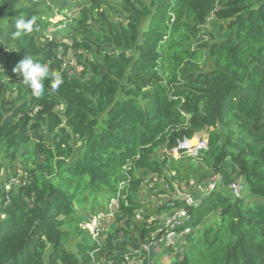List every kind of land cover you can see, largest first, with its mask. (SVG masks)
<instances>
[{
    "label": "trees",
    "instance_id": "1",
    "mask_svg": "<svg viewBox=\"0 0 264 264\" xmlns=\"http://www.w3.org/2000/svg\"><path fill=\"white\" fill-rule=\"evenodd\" d=\"M118 2L88 0L67 43L47 33V0H0V264H125L153 229L133 223L141 180L167 168L242 178L256 201L228 189L205 197L189 209L184 251L151 264H264V0ZM33 16L34 30L14 37L15 21ZM26 54L63 84L45 80L34 96L13 71ZM201 132L209 147L199 157L162 155ZM119 192L129 206L106 238L83 234L89 202Z\"/></svg>",
    "mask_w": 264,
    "mask_h": 264
},
{
    "label": "built area",
    "instance_id": "2",
    "mask_svg": "<svg viewBox=\"0 0 264 264\" xmlns=\"http://www.w3.org/2000/svg\"><path fill=\"white\" fill-rule=\"evenodd\" d=\"M214 20L213 14L208 18L207 25ZM49 33L51 34V32ZM193 139H196V143L191 145L190 142ZM193 139L184 138L178 141V145L172 149L165 147L162 150V155L175 161L184 157H199L202 151L208 150L209 136L206 133L195 136ZM168 172L167 169L163 172H153L141 180L142 192L146 190L152 199L160 196L161 192H167L169 196L167 202H152V212L148 214L145 209L149 202H144V200L141 202V209L134 212V224L140 225L141 228H144L143 226L146 224L148 229H153L143 241H140V246L136 250L125 256V264H139V262L144 261L151 264L154 260L153 257L163 254L164 250H173L174 253L183 252L187 246V235L191 232L188 226V222L191 220L190 208L200 205L202 200L212 193L224 189H228L235 198L242 197L245 192V184L242 178L230 184H226L220 174L213 175L206 180L187 178V181H182L176 170H172L171 173ZM167 178H170L171 184H168ZM15 184L18 182L13 180L6 186V189L10 190ZM121 204L126 207L129 206L127 194L119 192L107 203L104 212L98 214L93 221L88 222L95 223L89 230L90 234L94 237L106 238L105 235ZM102 221H106V224H102ZM85 224L82 225V228ZM133 226L132 230H134Z\"/></svg>",
    "mask_w": 264,
    "mask_h": 264
},
{
    "label": "rangeland",
    "instance_id": "3",
    "mask_svg": "<svg viewBox=\"0 0 264 264\" xmlns=\"http://www.w3.org/2000/svg\"><path fill=\"white\" fill-rule=\"evenodd\" d=\"M88 0H47V5L51 9L49 14H52L54 16L53 19L50 20L52 25L50 26L48 32H51V34H58V39L63 40L64 42L69 43L68 40H64L65 35L68 33V35L71 34L72 28H73V20L76 19L81 12V9L84 8ZM114 3L115 8H121L122 4L121 2H118L119 0H112ZM206 29L209 30L210 32H216L214 22L210 23L209 25L206 26ZM50 35V33H49ZM51 36V35H50ZM77 55L74 52H71V54L66 58L67 64L70 65L71 68H75L73 70H76V72H81L82 67L79 65L78 60H77ZM72 70V69H70ZM74 75H76L74 71ZM202 134H206L205 132L197 133L196 136H200ZM161 155L159 154L157 158H160ZM187 163V161H186ZM170 168V166H168ZM180 167V164L177 166ZM167 170H169L167 168ZM174 170V169H173ZM172 170H169L168 173H171ZM185 176L181 179L182 181H187V173H183ZM189 175V174H188ZM5 178V172L3 171L0 174V185L4 182ZM168 184L170 183V178H167ZM189 179H200L203 180L202 178H197V177H191ZM238 180V179H237ZM243 180V179H242ZM16 181V180H14ZM12 182V181H11ZM17 182V181H16ZM234 182V181H233ZM10 184V183H9ZM245 184V183H244ZM8 185V184H7ZM227 194V192H225ZM141 196H143L144 202H149L147 204V207L145 209V212L148 214L149 212H152L153 204L152 202H167L168 201V193L167 192H161L160 196L154 197L153 199L149 197V193L145 191L141 192ZM219 194H215L212 198L204 202L199 210V213L204 216V222H206L207 218L211 217L212 214L209 211V207L212 206L218 199ZM243 198L245 199L246 202H254L256 199L251 197L248 194V189L244 192ZM108 202L107 198L105 196L100 195L99 199L97 202H89L86 210L87 212H91L90 216L88 217L90 221H93L94 218L98 215L101 214V212H104L106 206L105 204ZM105 206V207H104ZM93 211V212H92ZM206 219V220H205ZM194 221V220H193ZM90 224V225H89ZM102 224H106V221H102ZM88 225V227H87ZM95 223L91 224H85L84 227L82 228L83 234L85 233L84 230H90L92 226H94ZM69 242L72 241V236L67 237ZM92 245V242H90ZM174 251L173 250H164L163 254L157 255L153 257L155 260H158L160 262H169L171 259H174ZM139 264H149L148 261L144 262H139Z\"/></svg>",
    "mask_w": 264,
    "mask_h": 264
},
{
    "label": "clouds",
    "instance_id": "4",
    "mask_svg": "<svg viewBox=\"0 0 264 264\" xmlns=\"http://www.w3.org/2000/svg\"><path fill=\"white\" fill-rule=\"evenodd\" d=\"M35 25L36 18L34 16L18 18L15 21L13 36L16 38L25 36L34 30ZM13 71L19 74L22 82L31 89L32 94L36 97H42L45 94V80L51 82L53 89H58L64 82L60 71L50 70L49 65L40 63L27 54L16 64Z\"/></svg>",
    "mask_w": 264,
    "mask_h": 264
},
{
    "label": "bare ground",
    "instance_id": "5",
    "mask_svg": "<svg viewBox=\"0 0 264 264\" xmlns=\"http://www.w3.org/2000/svg\"><path fill=\"white\" fill-rule=\"evenodd\" d=\"M196 143V139L191 140L190 144L194 145Z\"/></svg>",
    "mask_w": 264,
    "mask_h": 264
}]
</instances>
